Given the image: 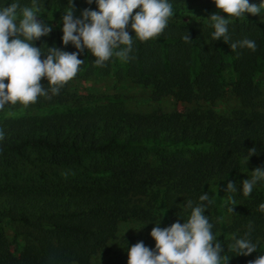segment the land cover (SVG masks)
Wrapping results in <instances>:
<instances>
[{
    "label": "trees",
    "instance_id": "trees-1",
    "mask_svg": "<svg viewBox=\"0 0 264 264\" xmlns=\"http://www.w3.org/2000/svg\"><path fill=\"white\" fill-rule=\"evenodd\" d=\"M172 4L174 15L163 32L145 42L133 37L126 62L112 57L98 67L92 63L94 57L81 53L78 58L84 62L76 75L132 78L151 86L155 99L172 95L177 103L203 108L142 114L129 112L116 101L88 107L63 85L50 99L38 97L27 106L17 103L0 109L4 132L0 264H126L125 247L142 241L151 249L154 242L149 234L118 237L119 223H147L144 226L151 229L160 219L159 227L169 226L186 218L188 212L181 205L189 199L195 204L201 192H207L208 182L216 188L228 181L239 186L252 175L250 171L264 166V109L256 104L260 93L253 81V74L264 70V22L248 14L245 20L230 19L227 45L211 40L209 24L199 28L188 23L200 14L224 15L211 0H172ZM66 7V0H43V18L58 28L47 39L34 41V46L75 51L71 44L60 43L58 22ZM85 8L94 10L95 4L73 0V12L80 14ZM185 33L190 41L182 39ZM245 37L255 41L256 50L232 51L230 43ZM225 71L232 76L227 84L239 105L218 115L211 106L222 96ZM42 85L48 87L45 80ZM139 144L209 150L165 155L150 165L131 153ZM33 156L42 166L39 174L29 179L6 175L5 170H14L18 163L31 166ZM241 163L249 175L240 174ZM258 183L260 188L248 196L239 190L226 192L223 200L209 195L211 203L204 214L213 224L214 236L227 247L233 236L248 231L251 222L249 238L258 245L257 252L248 256L234 255L222 245L228 264H248L264 252V212L258 209L264 203V182ZM224 215L227 224L221 222ZM4 225L13 226L10 241ZM16 236L23 237V246L16 244Z\"/></svg>",
    "mask_w": 264,
    "mask_h": 264
},
{
    "label": "clouds",
    "instance_id": "clouds-1",
    "mask_svg": "<svg viewBox=\"0 0 264 264\" xmlns=\"http://www.w3.org/2000/svg\"><path fill=\"white\" fill-rule=\"evenodd\" d=\"M211 2L224 14L212 13L204 18L212 29L211 40L227 45L230 19L245 20V14L259 18L264 14V0L258 3L249 0ZM72 3L73 0H66L67 7L58 22L61 45L71 44L75 49L67 52L55 45L34 46V41L47 37L52 30L48 20L43 18V0H29L26 4L21 0H0V109L8 104L27 106L38 97L50 99L59 94L60 88L80 70L84 62L78 58L81 53L94 57L92 63L98 67H103L112 57L126 62L133 50V37L140 42L157 37L174 15L172 0H85L87 4L94 3L95 9L85 8L78 17L73 16ZM134 9L137 11L133 13ZM182 39L190 41L186 33ZM229 46L234 52L238 48L256 50L255 41L246 37L232 41ZM41 78L48 87L39 83ZM3 138L4 132L0 130V140ZM250 172L252 175L241 180L239 186L228 181L224 193L239 190L244 196L250 195L258 182H264V166L261 164ZM228 199L230 201L231 196ZM210 203L208 192H201L195 204L189 199L181 205L188 212L186 218L162 228L158 226L160 219L152 223L149 232L154 242L152 248L142 241L125 247L126 264H228L229 255H224L222 245L227 250L230 248L234 255L248 256L257 252V243L249 238L251 222L248 231L242 236H233L227 247L214 236L213 224L204 214ZM234 205L228 208L229 212H233ZM258 209L264 212V203H260ZM258 253L248 264H264V252Z\"/></svg>",
    "mask_w": 264,
    "mask_h": 264
},
{
    "label": "rangeland",
    "instance_id": "rangeland-1",
    "mask_svg": "<svg viewBox=\"0 0 264 264\" xmlns=\"http://www.w3.org/2000/svg\"><path fill=\"white\" fill-rule=\"evenodd\" d=\"M73 16L78 17L79 14L73 12ZM207 17L208 16L204 17L203 14H200V16L195 17L193 21L188 23L195 24L199 28H203L205 25L209 24V22L204 19ZM248 17H254V19L264 22V14H261L259 18L250 15H248ZM48 24L52 28L51 32L49 33L50 35L58 27L53 26L51 23ZM49 35L47 37H43V39H47ZM222 78L224 83L222 96H220L212 104L211 109L218 115H227L231 113L235 108H237L239 103L237 98L233 95L231 87L227 84L232 78L231 74L225 71L222 73ZM43 81L44 78H41L39 83L42 84ZM253 81L260 93L259 97L256 100V104H258L264 109V70L255 72L253 74ZM64 86L66 91L69 94H72L74 99L80 98L81 104L88 107L103 105L109 101H116L117 103L122 105V107L127 111L142 114L168 113L174 110H178L182 113H185L203 108V106L199 107V105L192 103L185 105L177 103L175 102L172 95H164L158 99H155L152 95L151 86L137 83L132 78L128 77H124L118 80L110 75H75L71 80L66 82ZM131 149V153L138 156L141 161H144L150 165H156L158 164L162 156L169 154L188 156L191 152L208 151L209 147L192 145H177L175 147H156L153 144H139ZM32 162L34 163H32L31 166H20L18 163V166L16 165L17 167L14 170L4 169L5 173L8 177L29 179L33 175L39 174L42 170V166L37 162L36 157H32ZM239 171L240 174L244 176L249 175L248 171L246 170V166L243 163H241ZM12 172H15L16 175L13 176ZM0 180H2L1 175ZM253 188L259 189L260 183H257ZM206 189L208 194L213 199L218 198L220 200H223L224 195L226 194V192L224 193V187L216 188V186L211 182H208ZM221 222L223 224H227L228 216H222ZM3 227L7 239L10 241L14 236L13 226L4 225ZM125 229L127 230L125 231ZM150 230V227L138 224L136 222H121L118 226V237L125 235H134L137 233L149 234ZM221 234L222 230L217 233V236H220ZM223 237L227 238L228 235L224 233ZM12 244L15 246V243ZM16 244H18L19 246H23V237L16 236Z\"/></svg>",
    "mask_w": 264,
    "mask_h": 264
}]
</instances>
